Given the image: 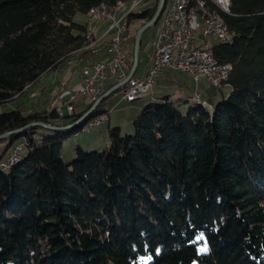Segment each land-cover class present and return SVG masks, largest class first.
<instances>
[{"label":"trees","instance_id":"16d2710c","mask_svg":"<svg viewBox=\"0 0 264 264\" xmlns=\"http://www.w3.org/2000/svg\"><path fill=\"white\" fill-rule=\"evenodd\" d=\"M103 1L131 0H0V105L89 45L75 16ZM157 3L129 21H148ZM224 19L236 37L213 53L232 64L231 91L212 110L164 94L133 134L114 127L109 149L77 145L71 162L62 133L84 121L0 140L9 149L24 137L27 149L0 168V264H264V0H231ZM104 102L91 118L107 113ZM89 107L66 123L55 109L0 112V134L66 126Z\"/></svg>","mask_w":264,"mask_h":264},{"label":"built area","instance_id":"2783aa9c","mask_svg":"<svg viewBox=\"0 0 264 264\" xmlns=\"http://www.w3.org/2000/svg\"><path fill=\"white\" fill-rule=\"evenodd\" d=\"M153 1L131 0L128 7L137 9L139 4ZM122 9L123 7L106 2L99 10H95L99 11V18L95 20L111 21L106 40V58L92 62L83 69L79 85L57 107L60 117L65 116L63 106L67 107L68 115H72L77 103L93 104L108 88L128 75L133 48L127 44V26H123L127 12L120 20L117 18ZM228 13H231V0H166L164 10L155 25V36L149 43L147 68L142 74H137L136 71L118 90L123 95H135V101L139 100L152 92L157 77L166 68L174 72H185L195 80L205 77L220 88L228 84L232 64L222 63L215 56V59H205V66H198V58H203V49H211L213 52L211 37L217 38L219 43H225V37L235 40V31L229 28L224 19V15ZM168 29L176 30L175 39H167ZM195 97H200V93H195ZM96 126H99V121L91 124V128ZM18 154L20 145L0 165L9 164V160L15 159Z\"/></svg>","mask_w":264,"mask_h":264},{"label":"rangeland","instance_id":"374dc122","mask_svg":"<svg viewBox=\"0 0 264 264\" xmlns=\"http://www.w3.org/2000/svg\"><path fill=\"white\" fill-rule=\"evenodd\" d=\"M130 3L131 1H126L120 4V7H123V9L117 16L119 20L125 12L129 11L128 5ZM149 6H151V2L141 3L134 11H143ZM75 21L82 25H85L87 27L88 33H93L95 35V38L90 36V43L85 49L74 52L57 68L44 73L40 77V79L33 83L31 87L20 97H16L8 102L1 104L0 112H7L11 110H21L24 112H47L53 109H55L57 112V107L70 95L71 91L73 90L72 87L79 83V81H81L82 71L87 64V61L82 58H84V56L88 53H92V56L94 57L95 52H97V46H95L94 43L95 39L100 41L103 38L104 29L108 27L109 24H111V21H97L95 19L89 20L87 14L83 13H77L75 16ZM125 21L128 22V40H130V43L132 42L130 48H133V37L135 36V33L139 29V27L145 22L136 18L130 21L127 18ZM125 21L123 23H125ZM155 32L156 26H153L145 32L144 37L142 38V59L137 74H141V72H143L144 70V54L149 52V43L155 36ZM210 41L213 45L219 43V40L215 37H211ZM164 75L170 76V79L163 82L162 80L160 82L157 81V85H155L154 89H156L157 87L165 90L166 92L170 93V99L177 102L188 100L186 106L188 104H193L191 100L196 101L193 98L195 97V93H200L199 99L203 102L205 101L208 104L206 107L212 110L213 105H216L231 91L230 84H225L220 88L210 83L205 77H201L198 80H195L187 73L181 71L174 72L166 68L164 70ZM160 96H163V94H160ZM152 98V94H149L142 99L129 102L120 90L110 95L106 100H104L105 102L103 104V107L107 110V113L101 114L107 116V118L101 121L99 123V126L91 128L89 122H92L97 117H89L84 121L80 130L63 131L62 134L66 136L63 139L61 149L63 159L66 162H71L75 157V147L77 145H82L87 151L96 149H109L111 146L110 130L114 127H119L122 134H133L135 132L134 120L136 119L139 112L143 109V107L148 102H150ZM87 106H89V104L87 105L84 103H77L74 114L80 111L83 112V110H85ZM63 111L64 115L67 116L68 113L66 106H63ZM61 119L63 118L59 116V119H56L54 122L57 123V120ZM45 123L52 124L48 122ZM35 131L37 136L42 137L54 134L52 130L42 127L36 128ZM24 141V137L15 139V141L9 146V150L4 154V156H6L5 159L0 160V162L6 161L12 155L14 148L18 145L21 146V151L18 156L21 155L23 152ZM23 154H27L26 148Z\"/></svg>","mask_w":264,"mask_h":264},{"label":"water","instance_id":"95a60500","mask_svg":"<svg viewBox=\"0 0 264 264\" xmlns=\"http://www.w3.org/2000/svg\"><path fill=\"white\" fill-rule=\"evenodd\" d=\"M165 4H166V0H158L157 7H156V10H155L153 16L148 21L143 23L139 27V29L136 31L135 36H134L132 65H131L130 71H129L128 75L126 76V78H124L119 83H116L113 86H111L110 88H108L77 121H75L72 124L66 125V126H57V125L47 124L43 121H32V122H29L20 128L9 130V131H6V132L0 134V140H4L6 138H9L10 136L15 135V134H20L23 131H25L31 127H43V128H48L51 130H56V131L67 130V129H70L72 127H75L76 125H78L82 121H85L87 118L91 117L92 114L94 113V111L98 108V106L104 100H106L110 95H112L122 85L126 84L129 81V79L135 74V72L138 68V65H139L140 50H141V43H142L143 35L148 29H150L151 27L156 25L159 17L161 16V13L164 10Z\"/></svg>","mask_w":264,"mask_h":264},{"label":"crops","instance_id":"0c3cea01","mask_svg":"<svg viewBox=\"0 0 264 264\" xmlns=\"http://www.w3.org/2000/svg\"><path fill=\"white\" fill-rule=\"evenodd\" d=\"M110 25L111 24H109L108 25V27H106L105 29H104V33H103V38L100 40V41H98V40H96L95 39V41H94V43H95V46H97V52H95V55H94V57L92 56V53H88L87 55H85L84 56V58H82V59H84V60H86L87 61V64H86V66L87 65H89L90 63H92V62H95V61H98V60H102V59H105L106 58V54H105V49H106V40H107V38H108V35H109V27H110ZM90 36H92L93 38H95V35L93 34V33H88ZM127 44H132V42L130 43V40H128L127 41ZM101 46V47H100ZM98 47H99V49H98ZM81 59V60H82ZM148 62H149V52L148 53H145L144 54V58H143V72L145 71V69L147 68V65H148ZM143 72H141V74L143 73ZM170 76H168V75H164V72L162 73V74H160L158 77H157V80H156V82L158 81V82H160L161 80H162V82L163 81H165V80H169L170 78H169ZM67 78V77H66ZM68 79V78H67ZM79 83H80V81H79ZM79 83H77L75 86H73L72 88H75V87H77L78 85H79ZM155 85H157L156 83H155ZM155 85H154V87H153V90H152V92L150 93V95L152 94V99L153 100H157L158 99V97L160 96V94H167L168 92H166L165 90H163V89H161V88H157L156 87V89H154L155 88ZM165 89H166V87H165ZM162 91H163V93H162ZM172 91V90H171ZM158 92V93H157ZM157 94V95H156ZM58 122H61L62 121V123H66V122H68L69 121V118H67V117H65V118H63V119H61V120H57ZM57 122V123H58ZM9 149H6V145H5V142H2V143H0V160H4L5 159V157L6 156H4V154L8 151Z\"/></svg>","mask_w":264,"mask_h":264},{"label":"bare ground","instance_id":"6f19581e","mask_svg":"<svg viewBox=\"0 0 264 264\" xmlns=\"http://www.w3.org/2000/svg\"><path fill=\"white\" fill-rule=\"evenodd\" d=\"M106 2H108V1H103L100 4H98L96 6H93L89 10V12L87 13L88 19L89 20H93L95 18H99V11H95V10H99V7H101V5H103V3H106ZM109 4H111V3H109ZM111 5H116V7H120V4H111ZM134 10L135 9H129V11H127V14H125V19H123V22L128 18L129 13L130 12H133ZM123 26H127V30H128V22L127 21H125V23H123ZM175 38H176V30L175 29H168L167 30V39H175ZM233 42H234V40H232V37H225V43H233ZM205 59H215V55L211 51V49H203V58H198V66H205ZM124 97L129 102L135 101V95L124 94ZM193 98L195 100H197V101H201L199 99L200 97H196V98L193 97ZM201 103L204 106H207L208 105L205 101L204 102L201 101ZM103 116H105V115H99V116H97V118L95 120H93L92 122H89V125H91L93 122H96V121H99V123H100L101 121H103L105 119V118H103ZM15 148H14V150H15ZM20 151H21V146H20ZM19 159H20V155L17 156L15 159L9 160V164H7V165H0V168L5 169V168L12 167L14 164H16L18 162Z\"/></svg>","mask_w":264,"mask_h":264},{"label":"snow or ice","instance_id":"6c2138e0","mask_svg":"<svg viewBox=\"0 0 264 264\" xmlns=\"http://www.w3.org/2000/svg\"><path fill=\"white\" fill-rule=\"evenodd\" d=\"M157 251H159V250H157ZM201 251H202V252L207 251V247L205 246L204 248L201 249Z\"/></svg>","mask_w":264,"mask_h":264}]
</instances>
